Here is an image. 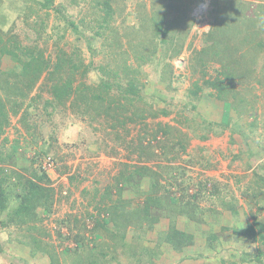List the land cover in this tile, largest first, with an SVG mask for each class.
Wrapping results in <instances>:
<instances>
[{"label": "rangeland", "instance_id": "374dc122", "mask_svg": "<svg viewBox=\"0 0 264 264\" xmlns=\"http://www.w3.org/2000/svg\"><path fill=\"white\" fill-rule=\"evenodd\" d=\"M108 1L116 18L109 25L110 31L118 34L114 33L115 40L128 50L127 55L109 63L110 73L118 82L123 78L122 58L125 56L126 64H134L129 48L133 41L129 29L136 28L138 13L143 11L151 17L154 11V17L158 19V12L164 16L165 22L178 24L174 37L181 36L180 55L162 61L159 55L163 46H159L150 59L152 62L146 63L142 72L136 74L145 85L142 94L146 102L155 110L165 108L170 115L145 122L134 121L133 117L131 123L122 126L121 121L106 119L103 114L93 120L87 114L77 115L76 110L70 108V101L65 103L68 109L48 107L44 111V101L51 97L42 75L27 99L20 100L19 113L16 116L9 114L8 126L0 135V153L6 155L11 151L15 155L11 163L3 164L4 173L8 175L20 174L29 179L32 170L37 175L45 172L49 187L53 189L51 213L46 215L43 209H37L41 220L34 223L36 229L25 230V226H2L8 211L0 212V264H78L75 255L83 259L85 253L76 249L71 241L77 230L85 237L88 249L92 247L91 255L97 256L104 264H264V244L254 241L250 234L245 237L235 234L249 227L257 232L256 224H264V210H258L246 193L257 176L264 175V0H235L237 2L233 3L230 0ZM41 2L0 0V38L6 40L10 35L15 36L23 46L44 48L46 55L53 54L57 39L58 46L64 49L79 46L85 65L90 61L105 65L101 56L91 58L84 39L78 42L69 29L63 32V22H58L51 9L40 8ZM62 3L67 6L66 15L75 22L82 17L86 25L93 23L95 13L91 0H79L76 6H71L70 0H53V5ZM15 5L25 7L23 13L16 11ZM39 25L43 26L40 35L34 30ZM108 40L111 39L105 37L103 42L108 44ZM100 47L99 41L95 48ZM111 47L117 45L111 42ZM167 53L170 55V50ZM158 61L162 62L157 65ZM167 62L172 74L168 73ZM0 70L19 71L7 56L1 57ZM107 77L100 67L88 70L83 82L91 86ZM215 79L224 83L225 92L221 99L227 103V109L221 100L214 102L216 93L202 84L204 80ZM77 82L78 76L74 85ZM193 83L201 86L203 95L211 94L210 98L203 99L202 94L193 96L190 93L194 91ZM228 86L233 87L232 93L239 94L237 99L246 100L240 116V105L231 97ZM152 92L154 100L150 98ZM36 95H40V99L30 106ZM113 95L124 103L117 92ZM25 107L27 116L22 122ZM126 115L130 116L129 112ZM120 118L117 116L116 119ZM161 121L177 126L189 140H183L186 143L183 151H173L157 161L145 162V165L162 174L159 182L175 193L174 197L183 198L178 200L183 207L190 196L199 193L191 200L196 206L190 213L192 220L190 217H186L189 223L184 218L173 220L176 228H183L190 234L191 245L179 253L159 238L161 231H168L170 217L157 222L154 229L144 233L136 231L139 239L132 246L145 248L137 255L130 249L125 251L112 244L103 232L92 240L89 230L93 222L90 219L99 214L94 207L115 203L120 213L136 211L141 206L146 185L139 189L122 187L129 191L120 193L113 182L126 166L143 165V161L136 159L139 141L146 127V132L151 134V129ZM205 122L214 126L205 130ZM219 122L229 124L223 127ZM27 125L31 129H26ZM235 128L241 132L237 133ZM45 149L48 154L39 156ZM175 168L179 171L170 170ZM169 173L178 180L181 177L178 174L184 176L179 188L169 178L164 180ZM166 180L172 182V186ZM15 181L16 178L12 177L6 186ZM106 187L112 191L109 200L104 199ZM15 189L18 193L20 185L13 187ZM212 190H216L214 196L209 195ZM161 191H157V196ZM260 202L264 205L263 200ZM7 204L12 208L17 203L12 197ZM229 207H234L236 213ZM97 218L103 220V212ZM83 225L84 230L81 229ZM132 228H127V243H131V237L136 235ZM32 237L39 241L33 243ZM209 241L216 245L215 250H210ZM65 249L75 250L76 254L67 256ZM53 253L55 260L51 258ZM198 255L202 257H193Z\"/></svg>", "mask_w": 264, "mask_h": 264}, {"label": "trees", "instance_id": "16d2710c", "mask_svg": "<svg viewBox=\"0 0 264 264\" xmlns=\"http://www.w3.org/2000/svg\"><path fill=\"white\" fill-rule=\"evenodd\" d=\"M230 1L232 3L237 2L235 0ZM78 3L79 0H70L71 6H76ZM91 4L93 6L92 9L94 10L93 13L95 14H93V23L89 25L85 24L82 17L75 22L72 18L66 15L65 12L67 6L65 3L53 5V0H42L39 7L46 10L51 9L58 22H63L62 31L65 32L69 29L71 33L76 36V41L78 42L81 38L84 39L91 58L93 59L99 55L104 59L105 65H102L98 61H90L85 65L81 53L78 50L79 46H75L72 50L64 49L58 46L57 39L54 43L52 54L54 56H52L51 54L46 55L45 49L38 48L37 45H21L15 36L13 37L10 35L6 40L0 38V60L2 56H7L10 61L16 64V68L19 69L18 73H16L15 70H9L7 72L0 70V96H2L0 97V135L3 133L5 126H8L9 114L16 116L19 113L22 107L20 100L27 99L28 93L33 90L42 75L45 76L44 84L47 85L48 94L51 97L50 100L44 101V111H46V108L48 107L53 110H57L58 107L68 109L65 107V103L66 101H70V108L76 110L75 113L77 115L83 116L87 114L89 118L93 120V117L95 118L96 116L103 114L106 119L110 118L112 120L121 121L120 124L122 126H124L126 122L131 123L133 117L135 118L134 121L138 120L139 122H145L148 119L154 121L160 118H167L170 115V112L165 108L155 110L151 104L146 102L144 95L142 94L145 85L140 82V79L136 74L142 72L143 66H145L146 63L152 62L150 59L155 55L159 46H163V52L159 55L162 61H166L164 58L168 57L173 59L180 55L181 36L178 35L176 38L174 37L175 34H177L176 30L178 24L176 22H165L164 16L158 15V12L156 13L158 19L154 17V11L151 13V17H148L146 13H142L143 11L138 13L137 16L139 22L137 23L136 28L129 29L133 39L129 48L133 54L132 59L134 64H126L125 56L122 58L123 61L121 64L123 68L121 71L123 78H120L121 80L118 82V79H116L117 77H113L110 73L109 63L112 62L113 59L117 60L121 56L127 55L128 50L123 48L120 41L115 40V32L113 33L110 31L109 25L115 21L116 18L109 1L91 0ZM13 8L16 11L23 13L25 7L22 5H15ZM42 29V25L34 28L38 35L41 34ZM115 35L118 36L116 33ZM61 37L63 38V34H61ZM105 37L111 39L108 40V44L103 42ZM174 38L176 40L173 41ZM228 38L225 42L228 41ZM97 41L101 42L100 48H95L96 43H98ZM111 42L115 43L117 47H111ZM222 42H224V40H222ZM168 49L170 50L171 56L167 53V51H169ZM160 63L158 61L157 65ZM165 65L169 68L168 73L172 74V68L170 67L171 65L169 62ZM199 66H201V64ZM100 67L101 71L103 69L105 71V76L107 75L108 77L100 79L95 85H86L83 80L85 79L88 70H96ZM76 76H78L79 82L74 85ZM80 79L82 81H80ZM202 84L206 88L209 87V89H213L212 91L216 93V95L213 96L215 99L214 102L217 101V99L221 100L225 109H227V103L225 104L221 99L222 94L225 92L223 81L221 79H215L213 81L204 80L202 81ZM193 86L194 91L190 92L193 96L196 97L198 94H202L203 90L200 85L193 83ZM228 87L231 90L229 91L232 94L231 97L234 100L236 99L237 104L240 105V111H238V115L240 116L243 114V110L241 109L246 100L244 101V99H241L240 101V99H237L239 94L235 92L232 93V86ZM115 92L120 95L119 98L124 100V103H120L118 98L114 97L113 93ZM154 95V92H152L150 96L153 100ZM72 96H74L73 99ZM210 96L211 94L207 96L202 94L200 97L208 100ZM39 99L40 95H36L29 105L31 106L33 103L37 104ZM190 108L195 109L194 106H191ZM130 109H132V111ZM24 111L25 114L22 118V122L25 121V117L27 116V107H25ZM128 112L130 116L126 115ZM49 115L50 114H47V116ZM117 116H120L121 118L116 119ZM205 123V130L211 129L214 126L211 122ZM220 123L223 127L229 124V122L226 125L222 122H219V124ZM215 125L217 126L218 123ZM112 127H116L114 122H112ZM146 128L139 141V148L137 149L138 153L136 157L138 162H144L143 165L131 166L134 167L133 169H131L130 166H126V169L119 173L116 178H114L113 182V186L119 190L120 193H122V191H129H125L122 187L132 186L139 189V187L142 188L146 185L147 189L146 192H144L145 197L141 200V206H138L136 211L130 210L122 211L120 213L117 212L119 207L116 206L115 203H111L108 206H105L104 203H102L103 205L100 204L94 207L95 211L99 212V214L93 216V218L91 216L90 220L93 224L89 230V235L93 237V240L101 236L100 233L103 232L107 235L112 244L125 251L130 249L131 251H134V255H137L140 252H144L145 248L132 246V244L138 242L139 239L136 231L144 233L150 229H154V225L157 222L170 217L171 220H168V231H161L159 238L163 239L165 245L173 248L174 251L181 253L183 249L188 248L189 245H191V236L185 231V229L176 228L173 220L184 218L186 222L189 223L186 217H190V213L194 210L193 208L196 207L191 203V200L194 198L196 199L199 193L195 194L194 197L193 195L190 196L188 200L185 201L186 203L183 207V203L178 201L183 198L181 196H179L178 199L174 197L175 193L170 192L164 184L159 182L162 178V174L151 171L147 168L145 162L149 163L150 161L158 160L163 155L172 153L173 151L175 153L183 151L186 146V143H184L183 140L187 141L189 139L187 134L181 132L177 126L162 121L158 122L156 127L151 129V134L146 132ZM26 129H31V127L27 125ZM235 129L237 133L241 132L240 129ZM47 148L49 151V147ZM48 151L46 149L43 150L39 156L47 155ZM12 153L13 152L11 151L6 155L0 153V212L8 211L6 212L8 216H6V220L2 223V226L6 227L8 225H14L16 228L25 226V230H35L36 226L34 223L41 220L39 215H37L36 210L43 209L47 213L46 215L51 213L53 189L49 187V180L46 177L45 172H41L37 175L36 172L32 170L29 179H24L20 174L8 175L7 173H4L3 164H9L13 161L15 155ZM262 166L264 170V165ZM128 167H130V169ZM170 170L176 172L179 171L178 168ZM172 174L173 173H169L164 180L169 178V180L175 182V185L179 188L184 180V176L178 174L181 176L178 180V178H172ZM12 177H15L16 181L11 182L6 186L7 181H10ZM166 183L172 186V182L167 181ZM18 185H20V190L16 193V189L13 190V187ZM159 190L162 191L161 194L157 196V191ZM104 192V199L109 200L112 196V191L109 187H106ZM215 192L216 190H212L209 192V195L214 196ZM246 193H248L247 197L254 201L253 204L258 210H264V205L260 202V200H263L262 203H264V175H258L256 182L254 185L248 187V192ZM12 197L15 198L17 204L15 207L9 208L7 203ZM121 209L123 208H120V210ZM229 209L235 211L234 207H229ZM102 212L105 217L103 220L97 218ZM172 215H174L173 219ZM189 220L191 221L192 217H190ZM128 226H131V228L133 227L132 229L136 233V235L131 237V243H127L125 240ZM256 226L258 228L257 232L249 227L246 231L243 230L239 233L235 232V234L244 237L250 234V237L253 238L254 241H260L264 244V224L257 223ZM81 229H86L85 225H83ZM75 233L76 235L71 241L75 244L76 249L84 251L85 257H83V259L79 258L75 250H72L75 253H70L72 251L65 249L64 253H66L67 256L70 254H76L77 261H79L78 264H97V262L104 264L102 261L98 260L97 256L91 255L90 250H92V247L88 249L85 237L82 234H79L78 230ZM67 239L68 238H65V240ZM31 241L36 243V241L39 240L32 237ZM208 245L210 246L211 251L216 249V245H213L212 242L209 241ZM51 255V258H54L55 260V254L53 253ZM193 257H202V255Z\"/></svg>", "mask_w": 264, "mask_h": 264}]
</instances>
